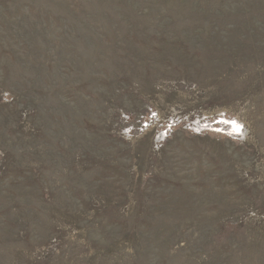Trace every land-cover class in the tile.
Wrapping results in <instances>:
<instances>
[{
  "label": "rangeland",
  "instance_id": "rangeland-1",
  "mask_svg": "<svg viewBox=\"0 0 264 264\" xmlns=\"http://www.w3.org/2000/svg\"><path fill=\"white\" fill-rule=\"evenodd\" d=\"M0 264H264V0H0Z\"/></svg>",
  "mask_w": 264,
  "mask_h": 264
},
{
  "label": "snow or ice",
  "instance_id": "snow-or-ice-1",
  "mask_svg": "<svg viewBox=\"0 0 264 264\" xmlns=\"http://www.w3.org/2000/svg\"><path fill=\"white\" fill-rule=\"evenodd\" d=\"M225 123H228V121H224ZM234 125H235V121H233L232 122ZM235 130L237 131V132H239L240 131V126L239 125H235Z\"/></svg>",
  "mask_w": 264,
  "mask_h": 264
}]
</instances>
